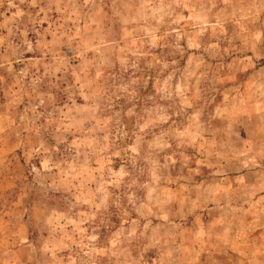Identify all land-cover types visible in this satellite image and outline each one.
<instances>
[{
    "label": "rangeland",
    "instance_id": "rangeland-1",
    "mask_svg": "<svg viewBox=\"0 0 264 264\" xmlns=\"http://www.w3.org/2000/svg\"><path fill=\"white\" fill-rule=\"evenodd\" d=\"M0 44V264H264V0H0Z\"/></svg>",
    "mask_w": 264,
    "mask_h": 264
},
{
    "label": "crops",
    "instance_id": "crops-1",
    "mask_svg": "<svg viewBox=\"0 0 264 264\" xmlns=\"http://www.w3.org/2000/svg\"><path fill=\"white\" fill-rule=\"evenodd\" d=\"M0 46L2 47V44H0ZM2 49H4V48H2ZM2 66H3V64L0 63V67H2ZM4 114H5L4 111L0 110V117H2Z\"/></svg>",
    "mask_w": 264,
    "mask_h": 264
}]
</instances>
